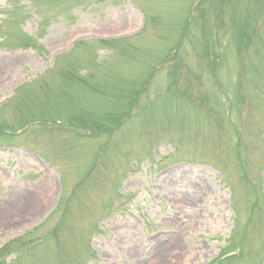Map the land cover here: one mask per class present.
Here are the masks:
<instances>
[{
	"label": "rangeland",
	"instance_id": "1",
	"mask_svg": "<svg viewBox=\"0 0 264 264\" xmlns=\"http://www.w3.org/2000/svg\"><path fill=\"white\" fill-rule=\"evenodd\" d=\"M0 264H264V0H0Z\"/></svg>",
	"mask_w": 264,
	"mask_h": 264
}]
</instances>
